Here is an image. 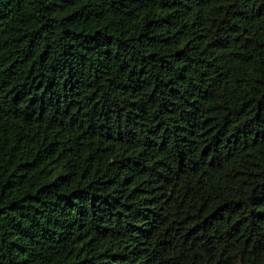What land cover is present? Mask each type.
<instances>
[{"label":"trees","instance_id":"obj_1","mask_svg":"<svg viewBox=\"0 0 264 264\" xmlns=\"http://www.w3.org/2000/svg\"><path fill=\"white\" fill-rule=\"evenodd\" d=\"M0 264H264V0H0Z\"/></svg>","mask_w":264,"mask_h":264}]
</instances>
